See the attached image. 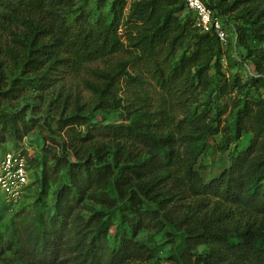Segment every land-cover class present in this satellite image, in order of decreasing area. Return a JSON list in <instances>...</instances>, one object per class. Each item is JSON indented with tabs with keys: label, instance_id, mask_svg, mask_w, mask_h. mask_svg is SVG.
I'll return each mask as SVG.
<instances>
[{
	"label": "rangeland",
	"instance_id": "1",
	"mask_svg": "<svg viewBox=\"0 0 264 264\" xmlns=\"http://www.w3.org/2000/svg\"><path fill=\"white\" fill-rule=\"evenodd\" d=\"M133 1L136 0H126L124 14ZM110 3L111 0H71L68 7L58 6L45 15L59 24L67 45L77 48L82 45L84 36H99L110 22ZM259 7L264 9V0H260ZM184 14L182 12L180 16ZM186 16L192 20L190 13ZM236 21L252 51H260L264 47V19L253 25L249 21ZM237 22L229 23L230 40L221 46L218 72L208 69L210 63L201 76L194 74L192 69L185 70L168 87L159 84V72L141 51L129 46L124 35L127 24L118 29L122 34V50L91 62L77 65L68 62L56 70L44 66L36 72H24L19 58L14 59L8 53V47L14 45L13 39L22 41L21 24L12 23L7 30H0V156L6 151L22 150L31 171V183L19 203L7 205L0 194V264H25L21 253L7 244L13 239L14 231L21 232L34 223L35 214L44 223L52 219L55 229L59 228L62 219L63 247L70 258L79 251L78 241L87 245L94 239L100 264H109L108 254L117 241L118 236L114 234L118 225H111L109 220L107 227L99 228L101 221L95 213L105 212V220L118 215L116 209L112 210V206L100 200L103 195L116 197L110 182L103 187L90 185L70 209L60 216L53 214L57 193L67 183L68 163L86 161L90 170L94 167L103 170L107 165L117 171L114 157L118 145H127V151L134 152L139 158L156 155L158 175H166V188L180 197L181 203L177 208L173 207L178 216L187 211V202L192 197L186 171L190 160L192 170L203 183H208L230 166L241 167L240 171L249 175H258L264 165L255 163L264 156L260 146L264 138H255L253 127H264V118L256 123H244V130L236 139L231 132L234 114L243 101L261 99L264 102V86L249 83L251 77L259 75L254 72L238 36L234 38ZM47 39V36L43 37L44 41ZM63 55L66 54L63 52ZM98 72L117 73L114 98H107L102 104L89 86L102 84ZM214 88L218 101L212 96ZM77 115L83 116L82 125L62 126L64 119ZM135 119L140 121L143 131L173 135L175 156L170 162L151 146L141 142L125 144L122 139H113L102 132L105 127ZM11 122L18 127V134L22 133L20 139L8 132ZM206 123H211L213 128L218 125L219 132L207 131L208 138L204 140L202 131ZM243 151H247L244 161L241 158ZM263 181L256 179V184L262 185ZM121 203L117 200V205L121 206ZM166 229L161 221H154L139 230L132 240L141 245L144 252L141 257L127 259L124 264L174 261L175 249L182 240L171 237ZM256 242L254 248L264 250L263 214L257 218ZM263 257L262 253L258 259L254 256L250 264H264Z\"/></svg>",
	"mask_w": 264,
	"mask_h": 264
},
{
	"label": "trees",
	"instance_id": "2",
	"mask_svg": "<svg viewBox=\"0 0 264 264\" xmlns=\"http://www.w3.org/2000/svg\"><path fill=\"white\" fill-rule=\"evenodd\" d=\"M70 1L0 0V30H7L12 23H20L23 27L20 32L22 41L13 39L14 45L8 47V53L14 59L19 58L24 72H36L44 66L56 70L68 62L70 65L91 62L122 50V34L118 33V29L123 24H127L124 35L129 46L141 51L142 56L159 72L161 86L168 87L185 70L192 69L194 74L201 76L209 63L208 69L218 72L222 50L218 39L211 33H201L196 29L193 15L185 10L181 0H136L130 4L126 14L123 11L126 0H111L110 22L99 36H84L81 46L76 48L73 45L75 49L67 45L59 24L45 15L58 6L68 7ZM203 1L216 10L228 27L229 23L237 22L236 19L249 21L252 25L264 19L260 0ZM182 12H185L183 17L180 16ZM233 12L236 13L231 17ZM187 13L192 15V20L186 16ZM236 25L238 31L234 29L233 33L248 52V60L259 75L251 77L249 83L264 86V47L260 51H252L240 23ZM46 36L48 39L44 41ZM252 52L255 54L251 55ZM161 55V60H158ZM97 75L103 79L102 84L89 86L102 104L107 98H114L117 73L98 72ZM216 91L214 88L212 96L218 101ZM82 118L78 115L68 117L63 120L62 126L72 128L82 125ZM263 118L264 102L261 99L243 101L234 114L232 136L234 139L240 136L244 123L260 122ZM139 122L135 119L117 123L103 128L102 132L113 139H122L125 144L141 142L151 146L162 152L166 162H170L175 156L173 135L143 131ZM218 130V125L213 128L211 123H206L202 131L204 140L208 138L207 131L215 134ZM18 131L15 122H11L8 129L10 135L20 139L23 135ZM253 132L255 138H264V127L255 126ZM126 146H117L114 157L117 171L107 165L103 170L97 167L90 170L86 161L68 163L67 183L57 193L54 205L53 215L60 216L84 196L90 185L103 187L107 182L112 184L116 197L103 195L100 200L112 206V210L116 209L118 215L105 220V212L95 213L101 221L99 228L107 227L109 220L111 225H118L114 234L118 236L117 241L108 254L109 264H124L127 259L141 257L144 250L132 238L154 221H161L171 237L182 240L175 249L174 261L166 264H250L254 256L258 259L261 253L264 254L263 249L254 248L257 244V218L260 214L264 215V181L262 185H257L256 179H264V167L258 175H249L241 172V167L230 166L208 183H203L192 170L190 160L186 171L191 181L192 197L187 202V211L178 216L173 207L177 208L181 203L180 197L166 188V175H158L159 160L156 155L139 158L134 152L127 151ZM260 146L264 150V141ZM246 153L242 152L243 161ZM255 164L263 166L264 156L258 158ZM117 200H121V206L117 205ZM116 220L118 222L115 223ZM62 224L60 219L59 228L55 229L52 219L44 223L35 214L34 223L21 232L14 231L13 239L7 246L16 248L25 264H100L99 249L94 239L87 245L78 241L76 246L79 251L72 258L69 253L66 254L60 230Z\"/></svg>",
	"mask_w": 264,
	"mask_h": 264
},
{
	"label": "built area",
	"instance_id": "3",
	"mask_svg": "<svg viewBox=\"0 0 264 264\" xmlns=\"http://www.w3.org/2000/svg\"><path fill=\"white\" fill-rule=\"evenodd\" d=\"M181 1L185 10L193 15L195 27L199 32L211 33L221 46L226 45L230 40L228 26L216 14L215 9L207 6L203 0ZM30 174L28 158L22 150L6 151L0 156V194L4 203L14 206L20 202L31 183Z\"/></svg>",
	"mask_w": 264,
	"mask_h": 264
}]
</instances>
